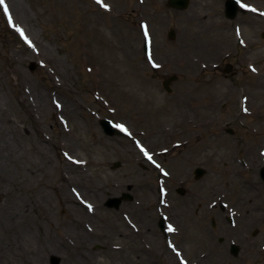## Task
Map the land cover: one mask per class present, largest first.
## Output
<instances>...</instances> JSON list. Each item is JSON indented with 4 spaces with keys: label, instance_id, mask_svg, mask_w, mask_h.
<instances>
[{
    "label": "rangeland",
    "instance_id": "rangeland-1",
    "mask_svg": "<svg viewBox=\"0 0 264 264\" xmlns=\"http://www.w3.org/2000/svg\"><path fill=\"white\" fill-rule=\"evenodd\" d=\"M225 1L6 0L11 21L0 6V264H264V0L235 19ZM103 118L124 127L107 135ZM215 202L247 221L244 261L219 241Z\"/></svg>",
    "mask_w": 264,
    "mask_h": 264
},
{
    "label": "water",
    "instance_id": "water-1",
    "mask_svg": "<svg viewBox=\"0 0 264 264\" xmlns=\"http://www.w3.org/2000/svg\"><path fill=\"white\" fill-rule=\"evenodd\" d=\"M190 2L191 0H168L167 1V6L170 7V8H175V9H178V10H186L189 5H190ZM238 11H239V6H238V3H237V0H227L226 1V16L231 18V19H234L237 14H238ZM176 36V33L174 30H171L170 33H169V37L171 39H174ZM264 36V34H263ZM149 49V46L148 44L146 43L145 45V50L148 51ZM32 69L35 68L34 65L31 67ZM231 68V66H228L226 68V71H229ZM177 79V76L176 75H172L170 76L166 81H164L163 85L164 87L169 91L171 92L172 91V88L170 86L171 82H173L174 80ZM104 130L106 133L110 134V135H113L115 133V130L113 128V125L112 123L107 120V119H104L102 120L101 122ZM204 173V170L202 168H198L196 170V174H197V178L201 177ZM262 177L264 179V169L262 170ZM125 198H131L130 195H124ZM123 198L121 197H114V198H110L107 202V205L110 206V207H116L118 208L122 202ZM52 263L53 264H60V258L58 256H53L52 258Z\"/></svg>",
    "mask_w": 264,
    "mask_h": 264
},
{
    "label": "flooded vegetation",
    "instance_id": "flooded-vegetation-1",
    "mask_svg": "<svg viewBox=\"0 0 264 264\" xmlns=\"http://www.w3.org/2000/svg\"><path fill=\"white\" fill-rule=\"evenodd\" d=\"M170 193H171V191L169 190L168 197H170ZM182 197H185V196H182ZM219 207H220L221 211H218V218L224 220V223L227 224L226 227L224 228V235L225 236H222V237L225 238V241H226V238L230 239V241H229V254H230V246H231L232 243H237V244H239L241 246L244 243H251V240H250V237H249V233H248V230H247V226L245 225V223L247 224V221L244 223L243 215H240V213H238L237 211L235 212V215H231L230 216V215L222 212V211L227 209L226 207H221V206H219ZM209 208H211L210 211H216L218 209V206L213 205V206H210ZM202 210H203L202 207L197 206L196 210L194 212V216L199 218V219L202 218V220H203L205 217H204V213L202 212ZM213 218L216 219V217H212V219ZM158 224H159V222H158ZM190 227H191V224L188 225V229H190ZM212 228H214V227L212 226ZM206 231H202L201 230L200 234L202 235V234L205 233L206 236H207V232L208 231L207 232ZM257 235H258V233H257ZM254 237H257V236H254ZM199 255H200L199 259L200 258L202 259L203 257H205L206 253H200ZM239 256L240 255L232 256V258L238 259ZM240 260L244 261L243 259H240ZM193 262H196V264H198L197 260H194ZM245 264H247V263H245Z\"/></svg>",
    "mask_w": 264,
    "mask_h": 264
},
{
    "label": "snow or ice",
    "instance_id": "snow-or-ice-1",
    "mask_svg": "<svg viewBox=\"0 0 264 264\" xmlns=\"http://www.w3.org/2000/svg\"><path fill=\"white\" fill-rule=\"evenodd\" d=\"M98 2H99L100 4H102L103 7H105V8H109V7H110L108 4L104 3V0H98ZM0 6L3 7L4 12L8 15V19L11 21V20H12V15H11V12H10L9 6H8V4L6 3V0H0ZM245 7H249V5L245 4ZM13 26L15 27V24H14ZM18 31L21 33V35L24 36L25 40H26L29 44H32V41L29 40L28 37H27V35L24 33V29H23V28H19ZM33 46H34V45H33ZM245 110H247V109H245ZM119 127L123 128L124 126H123V125H119ZM125 131H127V129H125ZM142 150L145 152L146 155H148L147 149H143V148H142ZM148 158H149V159H152V157H151L150 155L148 156ZM166 174H167V173H166ZM87 207H88L89 210H92V209H93V205L90 204V203L87 205ZM169 227H170L171 230L175 231V229L172 228L171 225H170ZM185 264H186V262H185Z\"/></svg>",
    "mask_w": 264,
    "mask_h": 264
},
{
    "label": "bare ground",
    "instance_id": "bare-ground-1",
    "mask_svg": "<svg viewBox=\"0 0 264 264\" xmlns=\"http://www.w3.org/2000/svg\"><path fill=\"white\" fill-rule=\"evenodd\" d=\"M13 15H14V17H15V19H19L20 18V16H21V8H20V4H19V2H17V1H15L14 3H13ZM75 161V163H78L79 161H76V160H74ZM82 195V194H81ZM83 196V195H82ZM83 198L85 199V200H87V203H85V205L87 206L89 203L90 204H92L93 205V209L92 210H88V211H90V212H93V213H95L96 212V209L98 208V204H97V202H93L92 200H90V199H87L85 196H83ZM88 208V207H87Z\"/></svg>",
    "mask_w": 264,
    "mask_h": 264
}]
</instances>
